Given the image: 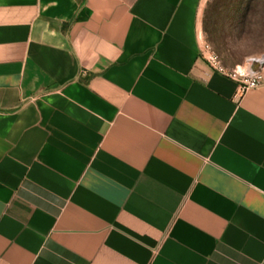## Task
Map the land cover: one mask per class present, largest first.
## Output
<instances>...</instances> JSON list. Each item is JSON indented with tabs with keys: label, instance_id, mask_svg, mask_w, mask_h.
Wrapping results in <instances>:
<instances>
[{
	"label": "crops",
	"instance_id": "0c3cea01",
	"mask_svg": "<svg viewBox=\"0 0 264 264\" xmlns=\"http://www.w3.org/2000/svg\"><path fill=\"white\" fill-rule=\"evenodd\" d=\"M205 1L0 0V264H264V67Z\"/></svg>",
	"mask_w": 264,
	"mask_h": 264
},
{
	"label": "rangeland",
	"instance_id": "374dc122",
	"mask_svg": "<svg viewBox=\"0 0 264 264\" xmlns=\"http://www.w3.org/2000/svg\"><path fill=\"white\" fill-rule=\"evenodd\" d=\"M202 19L204 54L221 66H245L264 55V0H206Z\"/></svg>",
	"mask_w": 264,
	"mask_h": 264
},
{
	"label": "built area",
	"instance_id": "2783aa9c",
	"mask_svg": "<svg viewBox=\"0 0 264 264\" xmlns=\"http://www.w3.org/2000/svg\"><path fill=\"white\" fill-rule=\"evenodd\" d=\"M205 60L211 68L237 84L236 94L239 97H242L249 90L260 87L262 84L261 70L264 67V55L258 58H250L246 64L249 68L244 72L226 70L214 54L205 56Z\"/></svg>",
	"mask_w": 264,
	"mask_h": 264
},
{
	"label": "bare ground",
	"instance_id": "6f19581e",
	"mask_svg": "<svg viewBox=\"0 0 264 264\" xmlns=\"http://www.w3.org/2000/svg\"><path fill=\"white\" fill-rule=\"evenodd\" d=\"M243 71V70H242Z\"/></svg>",
	"mask_w": 264,
	"mask_h": 264
}]
</instances>
